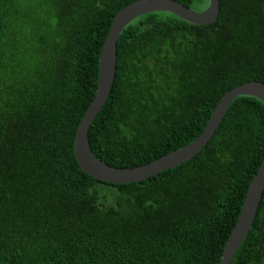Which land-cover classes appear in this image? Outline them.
<instances>
[{"label":"trees","instance_id":"16d2710c","mask_svg":"<svg viewBox=\"0 0 264 264\" xmlns=\"http://www.w3.org/2000/svg\"><path fill=\"white\" fill-rule=\"evenodd\" d=\"M133 0H0V264H214L264 156V102L237 96L193 157L103 181L74 154L115 13ZM203 10L208 0H178ZM217 19L142 14L121 31L93 154L134 167L191 142L221 96L264 81V0ZM230 264H264V191Z\"/></svg>","mask_w":264,"mask_h":264},{"label":"water","instance_id":"95a60500","mask_svg":"<svg viewBox=\"0 0 264 264\" xmlns=\"http://www.w3.org/2000/svg\"><path fill=\"white\" fill-rule=\"evenodd\" d=\"M219 10V0H208L207 6L200 11L192 10L178 0H133L115 13L99 52L96 92L80 119L74 138L75 158L84 172L94 178L113 183L143 180L196 155L211 139L230 104L237 96H254L264 102V81L253 79L234 86L221 96L205 127L191 142L141 165L112 166L97 158L92 152L88 129L112 90L116 73V44L124 27L134 18L154 11H167L188 22L207 24L217 19ZM263 191L264 156L247 188L237 221L224 245L222 257L214 264H230L235 250L252 226Z\"/></svg>","mask_w":264,"mask_h":264}]
</instances>
